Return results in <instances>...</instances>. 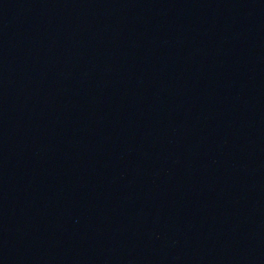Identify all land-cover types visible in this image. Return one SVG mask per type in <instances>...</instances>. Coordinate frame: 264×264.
Returning <instances> with one entry per match:
<instances>
[{"label": "water", "instance_id": "obj_1", "mask_svg": "<svg viewBox=\"0 0 264 264\" xmlns=\"http://www.w3.org/2000/svg\"><path fill=\"white\" fill-rule=\"evenodd\" d=\"M0 264H264V0H0Z\"/></svg>", "mask_w": 264, "mask_h": 264}]
</instances>
